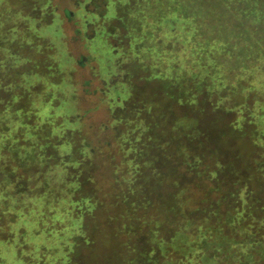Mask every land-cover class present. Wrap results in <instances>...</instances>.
Wrapping results in <instances>:
<instances>
[{
  "label": "rangeland",
  "instance_id": "obj_1",
  "mask_svg": "<svg viewBox=\"0 0 264 264\" xmlns=\"http://www.w3.org/2000/svg\"><path fill=\"white\" fill-rule=\"evenodd\" d=\"M226 1L233 3L232 0ZM83 2L87 3L86 0H4L0 5V28L4 25L5 32L17 37L26 32L35 36L26 41L19 52L17 49L13 51L18 53L16 63H26V69L35 73L31 76V85L37 86L35 90L32 86L30 88L35 92L32 96L37 105H33L34 110L43 114L39 123L42 124L44 116L53 110V118L48 121L54 131L65 135L64 140L54 137L57 138L55 144L63 141L60 150L52 147L50 150L51 141L46 143L39 138L47 149L45 151L50 150L49 154H52L48 166L38 163L37 158L36 166L23 167L19 171L20 178L30 185L29 194L48 192L52 205H57L50 209V213H59L62 217L59 224L52 223L55 216L39 222L43 215L40 209L39 212L37 208L29 211L22 218L26 219L23 224H29V237L24 239L20 248L33 241L34 248L43 242L48 247L56 245L61 251L53 254L47 249L40 255L29 252L32 247L28 246V253L23 251L21 258L16 253V243L4 240L0 241L1 264H64L72 260L73 254L77 259L81 258V264H132V259L146 250L147 255H141L139 259L143 264L201 263L200 253L182 256L181 251L169 244L170 238L180 225L191 223L188 231L193 233L197 224L205 222L206 216L214 222L219 216L214 211L219 208L220 213L231 206L240 209L244 204L247 211L249 206L263 207L264 103L256 102L262 104L261 108L255 109L252 117H247L248 121L255 120L259 133L254 132L253 125L243 135L231 130L236 134L233 139L227 137V132L222 135L221 125L242 116L214 112L208 116L207 112L204 115L192 112L179 101H173L170 88L156 82L157 77H154H179L195 63L188 61L186 53L193 44L182 45V38L175 34L182 22L175 24L173 33H167L160 26L166 27L164 23L150 20L144 34L133 30V35H125L124 27L120 28L121 21L110 13L95 11L101 2L91 6ZM105 7L102 4L101 9ZM8 9L17 11V15L8 17L7 14L5 20L6 13H2ZM36 19L40 24L35 29ZM61 32L66 35L69 54L76 59L74 69L68 72L59 70L61 61L58 64L54 61L51 49L60 44ZM195 38L193 49L197 44ZM24 51L28 61L21 58ZM30 52L33 58L27 54ZM12 58V55H1L0 63L7 64V59ZM2 71L0 87L6 88L11 78L8 70ZM45 75L51 80L62 81L64 87L65 84L68 86L63 92L58 91L60 99L67 100L62 105H67L68 109L59 108L61 100L57 98L53 105L54 89L58 85L49 82L47 87L43 83ZM72 87L78 102L70 99ZM161 87L164 90H159ZM260 92L255 98L263 100L264 91ZM3 95L5 99L9 98L8 93ZM44 95H49L51 100H45ZM73 104H76L75 109ZM73 112L80 116V121L74 124L69 122V114ZM191 112L196 114L201 126L210 128L213 140L206 147H200L194 141L186 142L189 130L184 121L191 119ZM253 133L257 136L256 141L252 139ZM68 140L74 145H64ZM81 142H85L83 147H79ZM185 146L191 151L183 150ZM202 149L207 155L212 152L218 155L227 165V169L220 173L225 186L220 204L214 202L220 192L217 188L220 180L215 174L208 173L214 166L205 169L206 165H199V159L194 156ZM4 160L13 163L10 156ZM206 161L211 163L214 159ZM200 169L206 172L201 174ZM119 176L122 184L117 183ZM236 178H248L249 182L244 188L240 187V196L231 192L237 187L234 186ZM209 188L215 189L207 194ZM84 191L93 192L96 201L90 208L89 202L82 200V207L78 210L79 206L72 201ZM124 193L133 202L131 207L117 199ZM175 194H180L182 199L174 201ZM259 197L261 201L257 200ZM206 198L209 200L203 202ZM241 198H245L246 203ZM79 214L82 218L75 219ZM32 231L40 234L35 235ZM80 232L84 235L76 238L79 243L75 244L74 235ZM152 236L160 241L155 249L148 241ZM62 242L71 253L63 251L65 245Z\"/></svg>",
  "mask_w": 264,
  "mask_h": 264
},
{
  "label": "trees",
  "instance_id": "obj_2",
  "mask_svg": "<svg viewBox=\"0 0 264 264\" xmlns=\"http://www.w3.org/2000/svg\"><path fill=\"white\" fill-rule=\"evenodd\" d=\"M232 1L233 3L228 4L226 0H213V2L211 0H86L89 6L101 2L96 6L95 11L99 10V12L105 14L110 13L121 21L120 28L121 26L124 27L125 35H133V30L138 34H144L143 31L146 25H150V20L164 23L166 27H163L162 24L160 26L167 33H173L175 24L182 22L177 26L178 31H175V34L182 38V45L183 43L184 46H187L188 43L193 44L190 50L187 49L186 53H188V61L191 63L194 61L195 63H192V67L185 70L179 77L166 79L154 76L157 77L156 82H160L162 86H168L172 94V100L179 101L192 112L200 115L207 112L208 116H212V112L235 115V117L236 115L242 116L241 119L233 117L234 119L230 123L219 127L223 132L222 135L227 132L229 134L227 137L232 136L230 139L236 136L231 130L243 135L250 127L255 126V120L248 121L247 117H252L255 109L261 108V103H264V98L263 100L255 98V96L261 94L260 91L262 93L264 91V0ZM3 3L4 0H0V5ZM102 4L106 7L101 9ZM2 14L6 15L4 19L7 20L10 15H17V11L8 9ZM7 14H9L8 17ZM39 22V20H35V29L39 26ZM170 27L171 30H169ZM191 35L192 39L190 38ZM21 36L17 37L14 33L8 34L5 32L4 25L0 28V56L5 54L13 56L12 59H7V64L0 63V72L3 69L8 70V75L11 78L6 84V88H1L2 85L0 84V241L6 240L16 243V253L22 258L23 251L28 253V246L32 247L29 252L40 255L45 254L47 249L51 250L53 254L61 251L60 247L56 245L48 247L49 245L43 242L37 248H34L33 241L26 242L20 248L24 239L29 237V234H27V229L30 228L29 224H23L26 219H22L29 211L37 208L39 212L40 209L43 215L39 217V222H43L47 217L50 219V217L55 216L52 218V223L59 224L62 217L58 215L59 213H50V209L57 207V205H52L48 192L35 195L29 194L30 185L20 178L19 171L23 167L36 166L37 161L35 160L37 158L40 160L38 163L43 162V166H48L47 162L49 164V157L52 156V154H49L50 147L60 150L59 147L63 145V141L57 144H55V141L57 138L64 140L65 135L54 131L48 121V119L53 118V110L47 112L48 114L44 116L46 118H44L42 124L39 123V117L43 114H39L38 109L34 110L33 105L37 106L32 101L35 92L30 88L32 86L34 90L36 89L37 84L31 85V76L35 73L26 69V63H16L18 60L17 52L21 47H25L26 41L35 36L28 32L23 33ZM36 36L40 37V34H36ZM193 36L196 37L197 42L195 49H193ZM65 37L66 35L61 32L60 44L51 47L54 61L57 64L61 61V68H59L61 72H68L69 69L72 71L74 69L73 64L76 61L69 54ZM144 38H147V36ZM14 49H17V52H14ZM27 54H31L33 58L32 52ZM55 56L57 57L55 58ZM21 58L28 61L25 51L21 52ZM21 76L24 77L23 80H21ZM43 81L47 87L49 82L52 85H58L53 94L56 96L53 98V105H55L56 98L58 101L61 100L58 91L63 92L68 89V86L65 84L64 87L61 84L62 81L51 80L46 75ZM255 82L260 83V85L256 86ZM162 88L164 87L159 90ZM248 88L250 90H247ZM3 93H8L9 98L5 99ZM76 95L74 87H72L70 99L78 102ZM49 97V95L43 96L45 100H51ZM259 101L262 102L260 104L256 103ZM63 102H67V100H61L58 107L68 109L67 105H62ZM74 106L76 107V104H73ZM192 112L189 113L191 119L184 121L186 122L185 127H188L187 130H189L188 141L186 142L194 141L200 147H206L213 140L210 128H205V125L201 126V123L196 119V114ZM77 114H74V112L69 114L71 116L70 123L74 124V122L80 121V116ZM254 132L259 133L257 126H255ZM255 133H253L254 137L252 139L256 141L257 136ZM39 138H43L46 143L51 141L48 152L45 151L47 149H45L43 141H40ZM85 142L79 143V147H83ZM71 144L72 142L68 140L67 144L64 145L69 147ZM92 149L90 147V151ZM190 149L189 146H185L183 150L189 152ZM201 151L193 155L199 159V165H206L205 169L214 166V169L208 173L211 176L215 174L220 180L217 187L220 188V192L214 200V202L220 204L224 199L221 191L225 187L221 182L222 175L220 173L227 169V165L224 160L213 152L207 155L203 149ZM7 156H10L13 163L4 160ZM208 158H213L214 161L211 163L206 161ZM238 170L240 169L238 168ZM205 172V170L200 169L201 174ZM117 179V183L122 184L121 177L119 176ZM246 179L248 178H236L234 186L237 185V187L232 188V195L240 196L238 193L239 189L241 190L240 187L243 186L244 188L246 184H249ZM44 183H47V181ZM213 190L209 188L206 193L210 194ZM180 194L173 195V200L179 201L182 199ZM117 199L128 207L133 205V202L129 197H126L125 193ZM259 199L260 197L257 198V200ZM37 200L41 201L42 204ZM82 200L88 201V207L91 208V203H95L96 198L93 192L84 191L82 194L76 195L72 202L74 205L79 206L78 210L82 207L80 204ZM207 200L209 198L204 199L203 202ZM240 200L246 203L245 198ZM54 202L60 203L58 201ZM259 207V205L257 208L249 206L247 211L244 204L240 209L237 206H231L226 212L220 213L219 208L214 211L219 215L214 222H211L210 216H206L205 222L197 224L193 233L188 231V226L191 223L180 225L179 228H176V231L174 230L175 233L173 232L169 244L181 251L182 256H189L194 252L200 253L201 263L194 262L191 264H264V205L260 209ZM90 208H87V210ZM61 210L63 211V208ZM78 218H82V215L75 216V219ZM52 231L53 229L50 232ZM32 232L35 235L40 234L35 231ZM82 235L84 234H81V232L74 235L75 244L79 243L76 238L82 237ZM148 241L149 245L150 243L154 244V249L160 243L156 236H152V239ZM62 245H65V243L62 242ZM160 247L163 249L162 244ZM146 248L147 246L144 247V249ZM63 251L71 253L67 245L64 246ZM147 252L148 250L141 252L138 257L132 259L131 263L143 264L139 259L141 255L146 256ZM71 259V263L81 264V258L77 259L75 254ZM1 260L2 257L0 256V264ZM154 264L158 263L154 262ZM169 264H173V262Z\"/></svg>",
  "mask_w": 264,
  "mask_h": 264
}]
</instances>
